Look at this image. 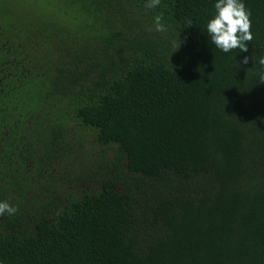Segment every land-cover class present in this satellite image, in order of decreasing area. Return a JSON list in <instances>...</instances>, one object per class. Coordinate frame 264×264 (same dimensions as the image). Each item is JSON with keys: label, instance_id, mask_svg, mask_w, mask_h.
Wrapping results in <instances>:
<instances>
[{"label": "trees", "instance_id": "1", "mask_svg": "<svg viewBox=\"0 0 264 264\" xmlns=\"http://www.w3.org/2000/svg\"><path fill=\"white\" fill-rule=\"evenodd\" d=\"M147 2L0 0V264H264V0Z\"/></svg>", "mask_w": 264, "mask_h": 264}, {"label": "clouds", "instance_id": "2", "mask_svg": "<svg viewBox=\"0 0 264 264\" xmlns=\"http://www.w3.org/2000/svg\"><path fill=\"white\" fill-rule=\"evenodd\" d=\"M161 0H148L146 7L156 8ZM214 15L206 23V32L210 37L211 44L223 53L232 50L246 52L248 43L252 40L250 31V13L246 10L243 0H214ZM191 23V21H187ZM155 31L164 32L165 26L161 22V16L156 15L153 19ZM177 49V48H176ZM175 49V50H176ZM248 62V57H243L242 64ZM258 63L264 69V57H260ZM260 82H264V70L260 74ZM16 208L7 201H0V216L5 213L13 215Z\"/></svg>", "mask_w": 264, "mask_h": 264}]
</instances>
